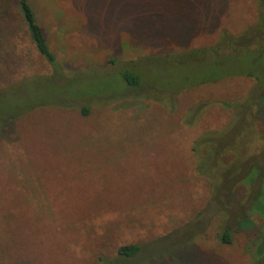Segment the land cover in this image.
I'll list each match as a JSON object with an SVG mask.
<instances>
[{
	"label": "rangeland",
	"instance_id": "374dc122",
	"mask_svg": "<svg viewBox=\"0 0 264 264\" xmlns=\"http://www.w3.org/2000/svg\"><path fill=\"white\" fill-rule=\"evenodd\" d=\"M0 1V264H263L264 36L213 68L138 61L264 29V0H29L57 72ZM204 135L229 145L216 193Z\"/></svg>",
	"mask_w": 264,
	"mask_h": 264
},
{
	"label": "trees",
	"instance_id": "16d2710c",
	"mask_svg": "<svg viewBox=\"0 0 264 264\" xmlns=\"http://www.w3.org/2000/svg\"><path fill=\"white\" fill-rule=\"evenodd\" d=\"M9 2V0H8ZM15 7L18 10L20 17L23 23L26 26L30 41L34 45L37 53L49 64L51 69L54 72H57L58 63L56 62L55 56L50 50L47 39L38 25L36 20V15L34 13L33 7L29 0H14ZM0 4L2 2L0 1ZM1 7V5H0ZM7 7L2 9L0 8V18L7 14ZM262 18L260 21H263ZM260 23H257L254 27L246 30L244 33L238 36H233L223 32L220 38L216 41L215 44L211 46H204L198 48H189L187 46L181 47L180 49L171 51L169 53L164 54L163 56H146L138 61V64H142L146 68L156 65L162 68H166L168 70L178 69L180 67H199V69L206 68L210 66L217 67L224 59L226 61L231 60L232 57H235L238 54V51L241 53H246L250 49H253V45L255 44L254 38L250 36L252 32H255L256 35L260 34L264 36V29L261 28ZM157 32V31H156ZM153 34V33H152ZM252 38V39H251ZM260 50L259 48H257ZM257 51V50H254ZM213 59V62L212 60ZM136 64V63H135ZM130 66V67H129ZM129 67V68H128ZM135 68L134 63H129V65L118 71V75H120L125 87L128 90H136L140 86H142L143 78L133 70ZM241 75L245 76H253V73H244ZM190 75L184 76V80H188ZM254 77V76H253ZM215 82V80H211ZM211 82V83H212ZM207 83V80L200 79L198 82H193L192 86L187 84L185 87H193L197 85H204ZM182 88V87H181ZM180 89V88H179ZM163 98V97H162ZM86 112V111H84ZM199 114V109L195 108L192 115L193 119H197ZM190 122V121H189ZM217 136H209L204 135L198 137L194 141V146L192 148L194 157H195V171L201 176L208 177L212 183V193H216L218 191V185H214V177L217 176L218 165L215 164V161H220L224 154V145L225 143H221ZM220 145L221 150H218V146ZM229 146V145H225ZM213 155L211 158L210 155ZM209 158V159H208ZM204 168L209 169L208 174ZM231 169V168H230ZM228 170V169H227ZM228 172H231L230 170ZM218 177V176H217ZM227 194L226 196H228ZM220 241L223 243H230L231 237L228 231H224L220 234ZM139 247L136 245H128L120 247L117 251L118 256L120 257H133L138 252ZM264 264V262H263Z\"/></svg>",
	"mask_w": 264,
	"mask_h": 264
}]
</instances>
